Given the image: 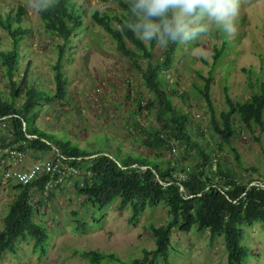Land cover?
Masks as SVG:
<instances>
[{"label":"rangeland","instance_id":"obj_1","mask_svg":"<svg viewBox=\"0 0 264 264\" xmlns=\"http://www.w3.org/2000/svg\"><path fill=\"white\" fill-rule=\"evenodd\" d=\"M77 2L85 9L87 27L78 47L70 53L71 61L62 63L68 78L67 96L39 105L37 124L59 132L61 137L76 139L83 145L116 157L130 152L155 157L154 150L141 144L136 133L138 123H157L156 106L146 107L155 94L146 88L140 70L119 51L112 36L91 19L94 10L119 14L121 7L114 0ZM19 5L25 9L23 24L27 29L22 47L25 57L19 73L22 74L30 62L29 80L53 92V65L57 43L62 38L46 31L38 10L30 6L29 0H0V12L14 10ZM112 24L119 27L115 19ZM236 27V34L229 37L213 24L207 34L193 41L180 42L172 65L160 73L161 86L174 90L173 103L189 113L192 136H196L195 132L201 126L207 128L208 150L217 152L218 161L236 168L234 147L243 165L255 168L254 171L250 169L247 176L264 179V125L253 122L249 128L235 114L236 133L231 142L216 146L209 133L208 105L198 89L204 86L210 75V93L218 117L221 111L228 109L226 91L235 102H243L255 93L264 92V0H241ZM9 43L7 31L0 27V46L4 48ZM127 44H131L128 39ZM163 49V42L156 43L153 60L161 57ZM214 55H217L216 59ZM137 61L143 69L147 67L146 58L138 57ZM0 88L5 90L1 76ZM5 91L7 93V89ZM138 100L145 109L137 107ZM17 101L18 104L21 102ZM6 135L7 130H0V146H3ZM173 143L171 150H164L163 157L178 167L194 169L198 161L194 151L188 150L182 142ZM35 156L29 152L25 162H33ZM42 156L54 160L57 153L50 150ZM7 161L8 156L2 154L0 229L15 192L13 181L1 182ZM84 173H87L86 165L81 164L78 173L66 171L61 180L58 183L53 181L48 189L31 190L34 218L47 228L50 235L47 250L39 256L32 249V239L27 236L18 241L14 253L5 252L1 256L0 264H86L85 258L74 253L76 248L113 252L119 258L103 260V264H125L136 257L145 258L141 264H165L161 256L152 261L155 240L150 226L164 225L169 221L168 207L162 202L147 207L136 222H131L130 206L121 208L120 198H114L99 208L78 192L76 183L81 186ZM241 173L243 177V171ZM78 220L85 222L87 227L79 226ZM242 229L246 264H264V221L243 224ZM168 248L171 264H228L223 236L210 238L207 229L194 227L184 232L176 225L169 234ZM143 249L149 252L145 254Z\"/></svg>","mask_w":264,"mask_h":264},{"label":"trees","instance_id":"obj_2","mask_svg":"<svg viewBox=\"0 0 264 264\" xmlns=\"http://www.w3.org/2000/svg\"><path fill=\"white\" fill-rule=\"evenodd\" d=\"M114 1L121 7L119 14L94 10L91 19L112 36L119 51L140 70L146 88L155 94L146 107L156 106L157 123H138L136 131L137 140L154 150L155 157L132 152L122 156V151L119 152L121 157H116L107 151L83 145L76 139L61 137L59 132L40 127L36 122L39 105L67 96L68 78L62 63L71 61L70 53L78 47L87 27L85 9L77 0H57L53 6L38 10L46 31L62 38L57 43V57L53 65V92L29 80L30 62L23 73H19L25 57L23 42L27 36L23 24L24 7L19 5L14 10L0 12V27L10 37L7 47L0 46V76L7 89L6 93L0 88V122H6L9 127L3 147L15 144L17 148L41 154L55 150L56 158L68 166L80 169L81 164H85L87 173L83 174L81 186L76 183L78 192L99 208L114 198H120L121 208L130 206L131 222H136L147 207L164 203L170 219L164 225L150 226L155 240L152 261L161 256L165 264H171L168 260L169 234L178 225L184 232L194 227L197 230L207 229L210 238L222 235L228 264H246L242 225L264 221V188L258 185L260 179L247 176V172L255 168L244 166L234 147L236 168L218 161L217 152L208 150L207 128L201 126L196 130V136L191 135L189 113L177 108L172 101L174 90L161 86L160 80V73L172 65L180 42H173L167 37L161 39L159 35L150 42L140 40L138 37L143 35V30L136 28L140 23L139 10L136 9L138 0ZM113 19L117 20L118 28L112 24ZM127 39L131 46L127 44ZM159 41L164 43V49L161 57L153 60V48ZM138 57L148 60L145 69L137 61ZM216 57L214 55V59ZM210 85L209 75L204 86L198 89L208 105L209 133L214 139L213 144L222 147L231 142L236 133L235 114L249 128L253 122L264 125V92L255 93L243 102H235L226 91L228 109L221 111L219 118L211 98ZM17 100L21 102L18 104ZM137 107L145 109L141 100L137 101ZM174 141L182 142L188 150L194 151L198 158L194 169L178 167L163 157L164 150H171ZM180 172L185 173L187 178H176L175 173ZM48 180L49 175L43 174L33 182H14L12 185L15 192L0 229V258L5 252L14 253L18 241L27 236L32 239V249L39 256L46 252L50 235L47 228L34 218L35 207L30 200V192L33 188L45 189ZM77 224L87 227L80 220ZM73 251L85 258L86 264H103V260L119 259L113 252L98 249L76 248ZM143 251L145 254L149 252L147 249ZM144 261L145 258L136 257L125 264H141Z\"/></svg>","mask_w":264,"mask_h":264},{"label":"clouds","instance_id":"obj_3","mask_svg":"<svg viewBox=\"0 0 264 264\" xmlns=\"http://www.w3.org/2000/svg\"><path fill=\"white\" fill-rule=\"evenodd\" d=\"M56 2L29 0L37 10H45ZM240 6L241 0H138L140 23L136 28L143 30L138 38L150 42L159 35L161 39L184 43L207 34L213 24L232 37L237 31Z\"/></svg>","mask_w":264,"mask_h":264},{"label":"built area","instance_id":"obj_4","mask_svg":"<svg viewBox=\"0 0 264 264\" xmlns=\"http://www.w3.org/2000/svg\"><path fill=\"white\" fill-rule=\"evenodd\" d=\"M7 129H9L8 124L6 122H0V130ZM27 152L34 153L37 156H35L36 159L33 162H25L28 154ZM2 154L8 156L7 164L3 167L4 169L1 179V182L3 183L13 181L16 183L27 184L33 182L43 174H47L49 175V180L45 185V189H48L53 181L58 183L61 180L62 174L66 171L78 173L79 169L73 166L67 167L60 159L55 158L56 160H50L43 157L41 153L33 150L17 148L15 144L5 147L0 146V158H2ZM175 175L178 179L187 178V175L182 172L176 173ZM258 185L260 188H264V179L260 178Z\"/></svg>","mask_w":264,"mask_h":264}]
</instances>
